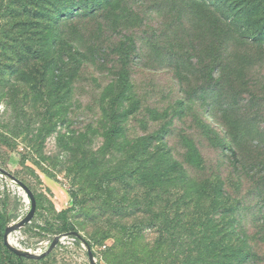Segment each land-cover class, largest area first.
<instances>
[{
	"label": "rangeland",
	"instance_id": "rangeland-1",
	"mask_svg": "<svg viewBox=\"0 0 264 264\" xmlns=\"http://www.w3.org/2000/svg\"><path fill=\"white\" fill-rule=\"evenodd\" d=\"M71 1L59 12L87 16L0 33V168L57 210L44 181L76 194L71 226L99 264H264V43L245 39L257 8L242 38L219 0ZM5 193L14 226L30 203L0 176V210ZM27 227L11 241L37 255L65 234ZM43 264L90 263L65 238Z\"/></svg>",
	"mask_w": 264,
	"mask_h": 264
},
{
	"label": "trees",
	"instance_id": "trees-1",
	"mask_svg": "<svg viewBox=\"0 0 264 264\" xmlns=\"http://www.w3.org/2000/svg\"><path fill=\"white\" fill-rule=\"evenodd\" d=\"M58 1L61 0H0V33L2 32L7 34L11 33L12 30H14V26L19 27L18 25L21 24L20 22L21 21L26 22L30 16H32L35 21L38 20L40 23L45 21L47 17L49 18L56 17V19L60 23L74 18H78V17L84 18L87 16V14L84 13L82 6L75 8V13L73 15L72 14L69 15L68 12L72 7V6L70 7L69 4L59 12L60 7L57 5ZM78 1L80 0H72L71 2L75 3ZM87 1H85V4H87ZM97 1H99V3H97V6L93 7L94 11L95 9L96 10L102 9L103 6L112 10L118 9L122 6V4L126 0H97ZM47 6L50 7L49 13H46V9H43ZM217 8L222 13V15L230 14V15H234L237 18H240L239 21L241 23H244L243 27L240 28L239 30V34L241 35L242 38L245 37L246 31L249 29L247 28V26L244 27L245 22H252V21H248L247 18L250 15H253L252 13L253 9L257 8V15L262 16L260 17V20H258L260 21V23L257 22V35L254 33L246 34L248 36H246L245 39H250L260 44L264 43V24L262 23L264 21V0H219V6H217ZM57 12L59 13L58 16H57ZM2 19H5L7 21V24H2ZM10 20H14L15 24L17 25H12L14 23H12ZM48 22L50 24L52 20H49ZM261 26L262 28H260ZM253 28H255V26ZM253 28L250 27V29ZM127 41L128 40L122 43V47H125L127 45ZM134 50L135 48L133 47L132 52ZM114 134L117 135L118 132L114 131ZM0 142L6 143V140L2 135H0ZM170 170L172 171L177 170V165L172 166ZM33 173L37 178L38 183L42 184L41 178L38 175H36L35 172ZM47 191L51 193V190L47 189ZM218 191L221 195L222 194L221 190L219 189ZM69 196L71 198V201L76 199V194H74L73 192H71ZM35 197L37 201L36 218H45V226L38 225L33 221V223L30 226H28L26 230L36 228L38 229L39 232L46 233L47 235L77 232L75 231V229L72 228L69 218L70 213L74 211L75 203L71 208H67L59 212L57 211L55 204L51 200H49L44 194H35ZM8 201H9V195L8 193H5L4 207L3 210H0V242L2 244L4 264H26L27 261H31L32 263L43 264L47 257L41 260H30V259L18 257L5 246L4 235L6 229L11 224V222L17 219V216L13 212L8 210V206H9ZM17 202L19 203L20 200H18ZM233 234L234 233L231 232L229 233V236ZM77 243H79L78 240ZM236 254L237 253L234 252L231 253L230 255L231 257L234 258L237 256ZM227 255L228 253L225 254L224 248H222L220 252H217L214 255V257L215 260L216 259L220 260L222 258H228ZM252 258L254 257L251 256L250 258H248V261L250 262ZM187 264H190V262H187ZM202 264H209V263L205 262Z\"/></svg>",
	"mask_w": 264,
	"mask_h": 264
},
{
	"label": "water",
	"instance_id": "water-1",
	"mask_svg": "<svg viewBox=\"0 0 264 264\" xmlns=\"http://www.w3.org/2000/svg\"><path fill=\"white\" fill-rule=\"evenodd\" d=\"M0 176L1 177L5 176L6 178L10 179L14 184L19 186L24 192L23 197L25 199V202L30 203V210H29L28 214L26 215V217L24 219H22L21 221H19L14 226H8L6 229V232L4 235V244L11 252H13L18 257H22V258H26V259H30V260H41V259H44L47 256H49L51 254V252L58 246L59 243H61V241L63 239L73 238L75 240H78L80 243H82L84 245L86 252H87V255H88L89 263L90 264H99L97 259H96L95 253L93 252L91 245L78 232H69V233H65V234H61L59 236H56L53 239L48 250H46L45 252H43L40 255L33 254L29 250H23L20 247L13 245L11 238H10L11 234L14 232H17L18 230H21V229L27 227L28 225H30L32 223V221L36 215V211H37V201H36V197H35L34 193L31 191V189L25 183H23L21 180L17 179L15 176H13L12 174H10L9 172L5 171L2 168H0Z\"/></svg>",
	"mask_w": 264,
	"mask_h": 264
},
{
	"label": "crops",
	"instance_id": "crops-1",
	"mask_svg": "<svg viewBox=\"0 0 264 264\" xmlns=\"http://www.w3.org/2000/svg\"><path fill=\"white\" fill-rule=\"evenodd\" d=\"M44 183H45V187L47 188V189H49V190H51V192H53V194L55 195V198H57L58 196H60V195H63V199H61V203H62V206L60 207V209H58L57 211H62V210H64V209H67V208H69V204H70V202H71V198H70V196L67 194V193H65L59 186H58V184H56L55 182H53V181H50V182H46V181H44ZM55 203H57V202H55ZM56 206L58 207V203L56 204ZM55 206V207H56Z\"/></svg>",
	"mask_w": 264,
	"mask_h": 264
}]
</instances>
